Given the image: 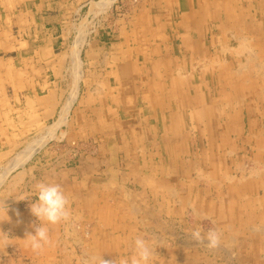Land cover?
<instances>
[{"label": "crops", "instance_id": "crops-1", "mask_svg": "<svg viewBox=\"0 0 264 264\" xmlns=\"http://www.w3.org/2000/svg\"><path fill=\"white\" fill-rule=\"evenodd\" d=\"M208 1L138 0L137 7L127 13L126 23L116 14L115 5L130 6L129 0H112L108 5L103 0H0V55L10 56L8 68L20 79V86L13 84L21 87L26 81L28 102L44 94L52 104L74 102L75 98L68 99L69 92L76 97L80 90L79 131L94 135L100 144V154L77 171L69 167L48 178L51 183L61 182L69 201V216L52 225L54 230L65 228L66 234L49 239L52 251L42 259L45 263L103 264L104 260L119 264L121 257L114 248L118 241L132 247L134 233L139 234L140 224L147 223L140 220L142 214L155 221V214L172 213L170 204L177 197L172 193L170 177L187 164L173 145L177 143L173 137L179 133L177 129L185 127L187 134V120L194 119L196 127L203 124L197 127L199 135L229 136L243 133L237 127L242 124L244 128L245 118L253 117L252 103L256 101L244 92L249 82L229 84L233 93L222 95L228 112L205 102L203 76L207 71L213 75L228 72L229 76L253 71L261 85L256 94L260 99L264 95V72H259L264 65L251 64L255 57L250 54L246 59L249 50L244 41L239 54L247 61L235 67L218 62L221 33L214 31L221 23H230V15L219 12L221 0H211L214 13L204 18L198 11ZM217 19L220 24L215 27ZM209 36L212 45L206 47ZM207 49L209 60L204 59ZM77 55L83 58L82 71L68 62H75ZM62 70L69 72L68 78L61 77ZM242 88L244 99L235 98ZM128 135L133 141L126 139ZM131 147L136 148L133 154ZM120 152L131 163L128 172L120 168ZM213 161L199 157L196 179H208L219 191L223 184L217 178L218 163ZM137 184L144 190L153 187L155 193L131 189ZM157 188L158 192L154 190ZM151 197L157 204L149 214L140 201ZM178 199L182 203L185 198ZM74 220L79 229L73 228ZM87 226L95 232L88 247L81 236ZM75 246L83 249L84 258H76L68 250ZM92 246L99 247L98 253L92 254Z\"/></svg>", "mask_w": 264, "mask_h": 264}, {"label": "rangeland", "instance_id": "rangeland-1", "mask_svg": "<svg viewBox=\"0 0 264 264\" xmlns=\"http://www.w3.org/2000/svg\"><path fill=\"white\" fill-rule=\"evenodd\" d=\"M107 1L103 0V3L108 5L112 0ZM129 1L130 6L123 3L115 5L116 14L126 23L129 20L127 13L130 8L134 10L138 3V0ZM210 1L199 7L198 12L204 18L214 13ZM221 3L223 7H219V12L226 17L230 15V23L220 24L218 19L214 23L215 27L220 24L214 32L219 30L221 33L217 46L218 62L229 64L230 67L235 64V67L247 61L250 54L255 57L251 64L259 62L264 65V0H221ZM206 41V47H210L211 37ZM242 41L250 52H247V60L243 54H239ZM209 51H205L204 59L210 57ZM8 59L9 55H0V264H47L42 259H46L45 255L52 251L49 239H52V235L62 237L66 230H54L52 225H48V243L43 244L39 251L31 249L26 236L34 233L35 226L41 223L30 211V204L36 199L35 187L39 183H51L48 178L52 177V173L57 174L69 167L77 171L89 162V158L100 154V144L94 135L79 131L78 120L81 122V118L77 111L81 109L80 98L83 96L80 90L74 97L69 90L71 87L67 88L70 91L68 99L75 98L74 102L59 101L52 104L45 94L38 100L35 98L28 102L26 81L21 87L13 84L19 85L20 79H16L15 73L9 70ZM68 62L82 71V56L77 55L75 62L71 59ZM72 72L76 73V70ZM207 72L203 76L206 104L227 111L229 108L224 105L226 98L222 95L233 93V87L229 84L245 85V82H249L250 86L246 85L244 92L249 99L256 101L252 103L255 109L253 117L251 120L245 118L244 128L242 124L237 127L243 133L229 136L199 135L197 127L203 124L200 122L196 127L194 119L187 120V134L185 127L177 129L179 133L173 135L177 143L173 145L187 164L183 168L179 166L170 177L172 193L177 197L170 204L172 213L165 216L155 214V221L142 214L140 220L147 223L140 224L141 230L139 234L134 233L132 240L141 235L150 242L155 252L153 264H264V95L260 99L256 94L261 85L253 71L238 75L230 73V76L228 72H214V75ZM259 72L263 73L264 70ZM68 73L62 70L60 75L68 78ZM30 88L28 85V90ZM242 93L243 88L234 95L235 98H240ZM188 95L192 97L190 93ZM63 98L66 97L60 96V99ZM176 105L179 106V102ZM137 109L141 112L140 108ZM207 130H212V127ZM133 138L132 135L126 136L128 141H133ZM131 149L133 154L136 148ZM199 157L207 162L218 159L213 162L218 163L217 178L223 184L219 191L209 185L208 179L203 178L201 182L196 179ZM118 159L121 170L128 172L131 163L123 152L119 153ZM148 172L149 169H146V174ZM65 187L73 189L67 185ZM131 189L155 193L153 187L144 190L138 184ZM154 190L158 192L159 188ZM212 192L213 195L208 194ZM180 196L185 198L181 199L182 203H179ZM140 202L145 206L143 211L151 214L157 199L151 197ZM75 221L73 228L79 229ZM144 226L154 229L144 230ZM195 230H199L201 237L214 232L218 238L217 245L208 247L206 239H193L192 232ZM81 232L83 242L88 247L95 232L88 226ZM117 243L120 244V241ZM119 244L114 251L122 258L129 254L131 247L124 246L125 241ZM68 250L76 258H84L81 247H70ZM91 250H95L92 254L98 253L99 247L92 246ZM81 264L100 263L82 261Z\"/></svg>", "mask_w": 264, "mask_h": 264}, {"label": "clouds", "instance_id": "clouds-1", "mask_svg": "<svg viewBox=\"0 0 264 264\" xmlns=\"http://www.w3.org/2000/svg\"><path fill=\"white\" fill-rule=\"evenodd\" d=\"M35 193L36 199L30 204V211L41 223L35 226L34 233L28 234L26 239L33 251H39L43 244L48 242L46 225H55L68 218L69 201L57 183H39L35 187ZM192 237L197 241L206 239L208 247H215L218 243L214 232L201 237L199 230H195L192 232ZM154 255L155 252L150 242L137 236L133 240L129 254L120 259V264H153ZM103 264H106L104 260Z\"/></svg>", "mask_w": 264, "mask_h": 264}, {"label": "bare ground", "instance_id": "bare-ground-1", "mask_svg": "<svg viewBox=\"0 0 264 264\" xmlns=\"http://www.w3.org/2000/svg\"><path fill=\"white\" fill-rule=\"evenodd\" d=\"M104 1H105V0H104ZM110 1H111V0H108L107 2H110ZM107 2H106V3H107ZM107 4H108V3H107ZM25 155H26V154H25ZM22 156H24V155H22ZM25 158H26V157H25ZM22 159H23V158H22ZM23 160H24V159H23Z\"/></svg>", "mask_w": 264, "mask_h": 264}]
</instances>
